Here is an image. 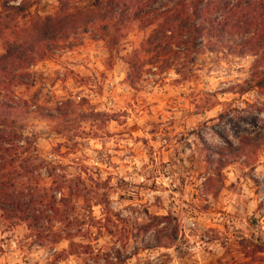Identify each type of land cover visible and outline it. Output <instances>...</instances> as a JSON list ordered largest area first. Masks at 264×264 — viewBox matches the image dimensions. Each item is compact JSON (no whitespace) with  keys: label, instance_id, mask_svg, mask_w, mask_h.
Listing matches in <instances>:
<instances>
[{"label":"rangeland","instance_id":"obj_1","mask_svg":"<svg viewBox=\"0 0 264 264\" xmlns=\"http://www.w3.org/2000/svg\"><path fill=\"white\" fill-rule=\"evenodd\" d=\"M92 1L0 0V54L33 17ZM115 22L0 70V102L20 106L0 113L86 194L43 237L0 218V264H264V90L237 92L254 57L199 45L159 69L154 26Z\"/></svg>","mask_w":264,"mask_h":264},{"label":"trees","instance_id":"obj_2","mask_svg":"<svg viewBox=\"0 0 264 264\" xmlns=\"http://www.w3.org/2000/svg\"><path fill=\"white\" fill-rule=\"evenodd\" d=\"M4 6L20 13L28 9L25 3L9 6L7 1ZM126 20L138 21L142 28L154 26L145 41L153 67L173 65L176 58L168 55L172 52L180 55L208 45L229 55L253 56L250 77L239 84L237 92L264 90V0H93L84 9L62 2L57 15L33 17L17 38L8 41L0 54L1 73L33 64L36 53L53 50L55 44L45 47L44 43L64 39L84 24L119 21L115 25L123 28ZM132 68L142 73L137 63ZM10 83L2 81L1 85ZM0 107L20 108L12 97L0 102ZM11 113H0V218L14 226L25 223L43 237L47 230L53 231L54 221L62 222L61 206L85 197V190L82 180L60 175V166L40 156L37 137L26 135L10 119ZM49 180L52 186L47 185ZM66 237L70 235L59 233L55 242Z\"/></svg>","mask_w":264,"mask_h":264}]
</instances>
